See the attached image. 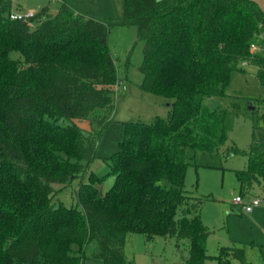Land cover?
<instances>
[{
	"label": "trees",
	"instance_id": "trees-1",
	"mask_svg": "<svg viewBox=\"0 0 264 264\" xmlns=\"http://www.w3.org/2000/svg\"><path fill=\"white\" fill-rule=\"evenodd\" d=\"M11 11L0 0V264H134L124 251L133 231L184 242L185 264H203L211 231L200 210L210 196L184 188L187 149L219 152L229 139L235 112L203 99L225 94L233 70L251 63L264 85V52L251 48L264 45V10L255 0H123L121 17L102 20L61 0L54 14L44 6L23 20ZM113 25L135 26L140 87L170 105L166 117L123 121L98 175L86 150L115 107ZM253 110L248 146L227 149L246 158L234 169L242 196L264 189V137L255 135L264 114ZM70 186L67 203L60 194ZM212 257L249 264L235 240Z\"/></svg>",
	"mask_w": 264,
	"mask_h": 264
},
{
	"label": "rangeland",
	"instance_id": "rangeland-1",
	"mask_svg": "<svg viewBox=\"0 0 264 264\" xmlns=\"http://www.w3.org/2000/svg\"><path fill=\"white\" fill-rule=\"evenodd\" d=\"M61 0H11V9L14 12L33 10L38 12L46 6L48 12L54 14ZM75 9L83 12H92L99 15L102 20L118 18L123 13V0H66ZM108 50L115 59L118 82L115 85V107L111 115V122L103 128L98 140L89 142L86 157L92 158L90 169L102 175L107 170L102 158L118 150V141L122 138L124 130L123 121L137 120L152 121L155 116L166 117L170 103L153 92L145 91L140 87L142 73L139 69L143 54L142 41L137 39L136 28L132 25H113L108 31ZM255 50L264 52V45L257 46ZM256 66L244 63V70H233L225 94L220 96H207L203 103L209 108L225 107L235 112V120L229 139L219 152L193 151L187 149L190 163L186 167L184 188L190 195L210 196L203 200L200 217L202 222L210 229L207 237L206 252L210 255L203 264H218L213 258L220 246L231 245L232 240L240 242L245 248V257L249 264H264V244L253 246V239H264L252 220L258 218V224H264V209L254 206L253 212H246L241 205L231 201L234 194H238L239 185L234 176V169L241 168L245 162L242 154H228V147L235 145L245 149L251 138L253 109L264 114V85L255 75ZM85 124V120H79ZM256 136L264 137V120H257ZM112 178L104 180L102 188H107ZM76 186V183L73 182ZM58 188L59 184H53ZM64 189L60 196L71 202V187ZM264 194L258 187H252L246 192L244 200H251L254 196ZM63 198V197H62ZM257 224V225H258ZM257 237V238H256ZM124 251L134 264H185L188 256L187 244L181 242L179 246L171 237H156L150 241L145 240L140 232H129L125 239ZM82 264H100L93 259H85ZM230 264H240L238 259L232 257Z\"/></svg>",
	"mask_w": 264,
	"mask_h": 264
},
{
	"label": "built area",
	"instance_id": "built-area-1",
	"mask_svg": "<svg viewBox=\"0 0 264 264\" xmlns=\"http://www.w3.org/2000/svg\"><path fill=\"white\" fill-rule=\"evenodd\" d=\"M34 11L33 10H27L25 12H14L11 11L9 13V17L10 18H16V19H23L26 20L30 17H32L34 15ZM251 48L253 50H255L256 46L252 45ZM244 64V63H243ZM231 201L234 203H238L241 205V207L245 210V211H250L252 210V208L256 205H259L260 203H264V196H254L253 198H251V200H244V197L240 194H234L231 197Z\"/></svg>",
	"mask_w": 264,
	"mask_h": 264
},
{
	"label": "crops",
	"instance_id": "crops-1",
	"mask_svg": "<svg viewBox=\"0 0 264 264\" xmlns=\"http://www.w3.org/2000/svg\"><path fill=\"white\" fill-rule=\"evenodd\" d=\"M259 6L262 8V10H264V0H255ZM230 155H232L230 153ZM245 162H246V158H245ZM245 162H244V165H245ZM243 165V166H244ZM242 166V167H243ZM241 167V168H242ZM254 187H258V189L261 191V192H264V189L260 188L259 186H254ZM260 196H264V194H261ZM256 206H260L259 209H264V203H260L259 205H256ZM242 210H244L242 207H241ZM253 209V208H252ZM245 211V210H244ZM251 212H253V210H250ZM246 212H249V211H246ZM256 213V212H255ZM255 213L253 212L252 215L254 216V219L252 220L253 223H256L254 224V226H256L259 230V232H261L260 234H264V224H262L261 222L258 224V218L255 217ZM258 224V225H257ZM257 238V237H256ZM236 241V240H235ZM238 242V241H237ZM253 246H262V244H264V239H253L250 241ZM240 243V242H239ZM264 247V246H262Z\"/></svg>",
	"mask_w": 264,
	"mask_h": 264
},
{
	"label": "water",
	"instance_id": "water-1",
	"mask_svg": "<svg viewBox=\"0 0 264 264\" xmlns=\"http://www.w3.org/2000/svg\"><path fill=\"white\" fill-rule=\"evenodd\" d=\"M168 104H169V103H168ZM248 108H250V109H253V108H254V106L251 105V101H249V106H248Z\"/></svg>",
	"mask_w": 264,
	"mask_h": 264
}]
</instances>
